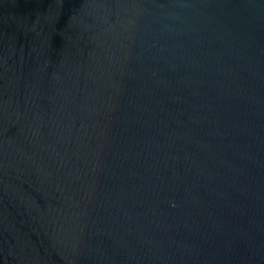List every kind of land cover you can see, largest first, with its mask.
<instances>
[{
	"label": "water",
	"instance_id": "95a60500",
	"mask_svg": "<svg viewBox=\"0 0 264 264\" xmlns=\"http://www.w3.org/2000/svg\"><path fill=\"white\" fill-rule=\"evenodd\" d=\"M0 264H264V0H0Z\"/></svg>",
	"mask_w": 264,
	"mask_h": 264
}]
</instances>
